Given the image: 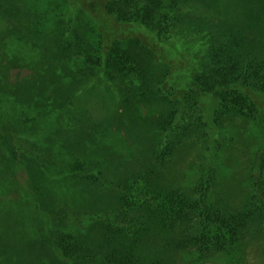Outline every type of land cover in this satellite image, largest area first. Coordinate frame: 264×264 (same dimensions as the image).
I'll list each match as a JSON object with an SVG mask.
<instances>
[{"label": "rangeland", "instance_id": "1", "mask_svg": "<svg viewBox=\"0 0 264 264\" xmlns=\"http://www.w3.org/2000/svg\"><path fill=\"white\" fill-rule=\"evenodd\" d=\"M164 6L159 32L103 0H0V264H264V0Z\"/></svg>", "mask_w": 264, "mask_h": 264}, {"label": "trees", "instance_id": "2", "mask_svg": "<svg viewBox=\"0 0 264 264\" xmlns=\"http://www.w3.org/2000/svg\"><path fill=\"white\" fill-rule=\"evenodd\" d=\"M103 1H106V10H107L108 14L111 15L115 21H118L121 23H131V22L141 23V24L149 27L150 29H152L154 31L161 32L169 26L170 21H171V13H170L171 7H165L164 6V3H166L167 0H103ZM120 4H124L125 8H117V15L113 14V12L115 13V11H113L112 7L116 6V5L118 6ZM0 21L2 22V24H5L6 23L5 22V16ZM55 24H57L56 20H55ZM10 41L14 42L15 46H20V47L22 46L24 48V50H26V49L28 51L30 50V48L28 46L23 44V41H21V42L17 41L15 39V36H12ZM98 45H100L99 49L98 48L95 49L96 51H93L94 55L93 54L92 55L100 63L102 61H108L110 64L107 62L108 63L107 69H111L112 67L113 68L117 67V65L120 66L118 61H121V60L126 62L123 64V66L130 64L129 63L130 59H128L126 56L120 57L119 52L116 50L115 51L111 50V51H108L107 53H105L106 45L103 44L102 40L99 41ZM30 51L27 52L28 54H30L29 57H27V55H25L27 57L26 61H35L31 57V55L33 57L37 58V53L35 51H32V53H30ZM120 58H122V59L120 60ZM81 60L82 61H89V60H91V58L88 59L87 55L83 54V55H81ZM237 81H239V80H237ZM215 88H216L215 85L212 84V86L209 87V90L212 92V91L216 90ZM224 90H225V92L228 91L225 94V96H228V95L232 96L233 95V97H234L235 94H239L238 90L234 89V88L230 89L229 87H227ZM219 92L224 93L223 91H220V90H219ZM170 148L171 147H168L169 151H170ZM215 160L212 162L214 164V166H213L214 168L213 167H211V168H213L214 172L217 174V173H219V171H222L223 168L220 165V163L217 160L216 161ZM217 176H218V174H217ZM204 178L205 177L203 176L202 179H204ZM32 181H33L32 183L34 185H36L39 188V190L42 191V193H39V194H43L44 192L42 190V187L38 183L39 182L38 177L34 176L32 178ZM202 181L199 182L197 187L200 188L201 192L206 193V191H207V193H208L209 189H210L209 187H211L210 186L211 181L208 182V185H207L206 180L204 182H202ZM127 182L130 183L129 187H134L138 184L139 181L134 182L132 180V182L131 181H127ZM216 190H217V188H216ZM219 192H221V191H219ZM143 197H144V195H140V199ZM187 200H188L187 198H181V199H179V203L185 204V202H188ZM210 200H213V198L210 197ZM208 212H209V216H207L206 228H209L210 224H212L216 220L215 219L216 215L213 214L214 210L212 209L211 206L208 208ZM62 216H63V218H65V222L67 225V229H66L67 233L71 232L72 234H75L77 224L79 222H82L81 224H84V221H85L82 217H79V215L77 216L74 213H70V212L69 213L66 212V213H64V215L62 213ZM73 218H75L76 221L75 220L73 221ZM223 230H224V226L220 227V231L222 232ZM76 238L73 237V240H74L73 242L75 243L73 248L74 249H77V248L80 249V246L78 245V241L76 240ZM136 259H137V257H134V256L129 257V256H121L120 254H114L108 260H109L110 264L111 263L112 264H137L138 260H136ZM106 264H107V261H106Z\"/></svg>", "mask_w": 264, "mask_h": 264}]
</instances>
